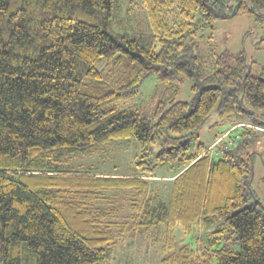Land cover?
<instances>
[{
	"label": "trees",
	"instance_id": "16d2710c",
	"mask_svg": "<svg viewBox=\"0 0 264 264\" xmlns=\"http://www.w3.org/2000/svg\"><path fill=\"white\" fill-rule=\"evenodd\" d=\"M142 3L145 35L116 30V0H0V264H98L129 232L161 225L169 250L177 229H213L160 264H264V202L251 187L264 77L252 74L244 49L198 53L200 31L236 15L260 21L264 0ZM178 73L191 80L189 101L158 99L144 114L118 109L147 77L166 86ZM213 110L235 129L215 157L196 135ZM123 138L143 151L138 174L72 165ZM158 164L179 168L166 203L154 202L145 178ZM125 189L133 213L115 223L116 209L101 202Z\"/></svg>",
	"mask_w": 264,
	"mask_h": 264
},
{
	"label": "rangeland",
	"instance_id": "374dc122",
	"mask_svg": "<svg viewBox=\"0 0 264 264\" xmlns=\"http://www.w3.org/2000/svg\"><path fill=\"white\" fill-rule=\"evenodd\" d=\"M118 10V20L116 30L123 33L149 34V26L145 14L142 0H116ZM216 28L212 34L199 32L204 35L199 39V51L201 55L210 57L212 53H220L224 49L230 52L243 50L249 62L252 74L264 77V19H255L242 14L232 16L227 19H220L216 22ZM137 92L117 104L118 109H135L140 113L150 111L152 104L156 100L178 99L189 101L193 96L190 90L191 80L178 73L171 84L166 86L160 84L153 75L147 77ZM230 120H221L218 113L213 110L210 116L196 131L198 141L209 144L211 156L218 155L215 150L217 141L221 142L227 138L228 130L233 129ZM238 129V128H237ZM235 131V129H233ZM233 131V132H234ZM221 137L214 141L215 135ZM226 135V136H225ZM160 145L148 146L146 153L148 158H153L158 152ZM253 155V175L251 187L257 198L264 202V130L259 132V140L255 145ZM137 141L132 138L113 140L103 144L95 153H79L73 159L72 165L84 171H92L107 175L134 176L138 174L135 166L136 158L142 153ZM179 168L175 164H158L153 176L145 177L150 181L151 192L154 202L162 201L166 203L170 197L171 181L179 173ZM101 202L102 206L116 209L117 213L113 222L130 220L132 209L129 208L133 192L129 190H114L107 194ZM213 227L206 226L195 229L192 234L183 235L180 229L175 231L176 242L173 250L181 245H190L196 248L199 242L206 241ZM167 248L165 240L164 226L153 228H141L138 232H129L127 237L118 241L112 255L105 261L98 264H160L163 256L171 251Z\"/></svg>",
	"mask_w": 264,
	"mask_h": 264
},
{
	"label": "built area",
	"instance_id": "2783aa9c",
	"mask_svg": "<svg viewBox=\"0 0 264 264\" xmlns=\"http://www.w3.org/2000/svg\"><path fill=\"white\" fill-rule=\"evenodd\" d=\"M231 130H232V129H231ZM231 130H228L227 134H228ZM218 141H219V140H218ZM218 141H217V142H218ZM230 146H231V143H229V147H230Z\"/></svg>",
	"mask_w": 264,
	"mask_h": 264
}]
</instances>
